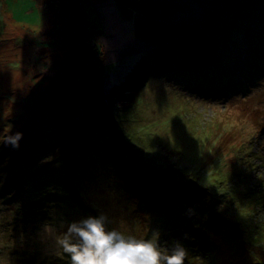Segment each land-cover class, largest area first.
Instances as JSON below:
<instances>
[{"label":"rangeland","instance_id":"374dc122","mask_svg":"<svg viewBox=\"0 0 264 264\" xmlns=\"http://www.w3.org/2000/svg\"><path fill=\"white\" fill-rule=\"evenodd\" d=\"M167 1L177 25L203 17L204 37L191 57L170 50L154 63L158 37L133 0H83L102 30L105 64L93 75L51 34L48 0H0V264H71L56 237L100 213L109 230L161 251L179 242L183 264H264V0L222 19L203 16L204 0ZM145 53L147 74L129 79ZM219 59L223 73L240 70L236 88L219 85ZM135 78L113 121H87L88 103L132 93Z\"/></svg>","mask_w":264,"mask_h":264},{"label":"trees","instance_id":"16d2710c","mask_svg":"<svg viewBox=\"0 0 264 264\" xmlns=\"http://www.w3.org/2000/svg\"><path fill=\"white\" fill-rule=\"evenodd\" d=\"M107 0H86V2H91L93 4H99L104 3ZM206 2L203 16H205L206 13H209L212 11L215 16L223 18V11L227 12V8L229 7L230 12L240 11L238 9V3L241 0H204ZM229 1L230 4H227L226 2ZM50 4V11H51V20H54V23L57 25L53 30L51 34L57 38H59L63 46L65 48V54L69 56L67 60L70 62H73V68L78 71L82 72L84 63H86V72L92 73L93 75H98V73L103 71V66L105 62V54L103 47L101 45V42L99 40V33H102V30H99L95 26H93L90 23V20L87 18V15L85 13V10L83 8V0H48ZM137 7L140 8V12H135V16L137 19L141 17V13L143 12L146 16L144 17L145 20L143 22H147L150 24L148 26L152 30H154V35L158 37V43H157V50L155 52H152L154 58H159L163 61L164 58H167L170 54V50L175 52L176 50H179L182 52L180 55H183V59L186 57H191V54H188L186 56V51L188 52L187 47L189 45H192L195 43L196 38L200 41L203 39V35H201L204 32V23H203V17L202 22L199 21L200 25L193 24L192 26H182L177 25L174 23L171 18V10L169 9V2L167 0H133ZM120 3V2H119ZM157 4V7L161 9V12H158L156 9L152 14L150 12H147V8L149 5ZM227 4V5H226ZM140 13V14H139ZM241 15V14H240ZM157 16L156 18H154ZM142 23V21H140ZM214 23V22H213ZM202 26V28H200ZM225 32L222 33L221 40H231L232 36H230V31H232V28H229L227 24H224ZM237 31V30H235ZM187 36L188 39H184V37ZM229 38V39H228ZM168 44V47L165 48L164 44ZM169 47H171L169 49ZM208 50H211L213 52V48H208ZM190 51V50H189ZM218 51V50H217ZM217 51H215V55L217 56ZM149 53V52H148ZM148 53H145L142 60L139 63L141 67L137 68V71L133 72V74H130L128 78H136L140 77L142 74H147V66L151 63L148 59H146V56H148ZM155 53V54H154ZM71 55V57H70ZM177 55V54H176ZM159 60V61H160ZM216 69L221 76L219 80V85L223 88H226L230 85L233 86L235 84V78L236 76H239L240 70H233L231 72L225 71L222 72V66L224 67V64L219 59L216 64ZM236 75V76H235ZM235 76V77H234ZM131 79V86H132V93H124V87H120L119 90H115L113 92V97L110 94L108 96L103 94V91L101 94L104 95L105 98L99 99L97 103H92L88 105L89 113L85 115L87 121L93 119H101L102 117H105V120L108 122L109 120L113 121V109L117 110L119 109V105L127 104L131 97L134 96L135 92L139 89L141 85L140 79ZM128 79V80H129ZM130 81V80H129ZM87 86V84H86ZM93 90V93L96 94V90L94 87H90ZM233 88H236L233 86ZM86 97L88 99H91L92 97H95V95L88 92L86 89ZM115 98H118V102L122 101L124 104L115 103ZM121 99V100H120ZM89 102V101H88ZM46 104H44V107ZM101 106L100 110L99 107ZM97 109V110H96ZM99 110V112H98ZM84 111H81V113L78 116L83 115ZM78 118V117H76ZM77 120V119H76ZM158 160L160 156H157ZM160 161V160H159ZM163 164V162H162ZM167 164V163H166ZM172 180L171 177H169V181ZM171 185H173L174 188L177 189V185L173 184L170 181ZM250 187V186H249ZM255 188V187H250ZM169 224H176L177 226H180L177 221H172V223ZM179 228V227H178Z\"/></svg>","mask_w":264,"mask_h":264},{"label":"clouds","instance_id":"9594fccd","mask_svg":"<svg viewBox=\"0 0 264 264\" xmlns=\"http://www.w3.org/2000/svg\"><path fill=\"white\" fill-rule=\"evenodd\" d=\"M20 135L17 133L9 142L16 146ZM109 222L104 213L73 221L56 237L57 248L70 256L71 264H183L186 251L179 242L161 251L152 240L126 236L115 228L109 230Z\"/></svg>","mask_w":264,"mask_h":264},{"label":"bare ground","instance_id":"6f19581e","mask_svg":"<svg viewBox=\"0 0 264 264\" xmlns=\"http://www.w3.org/2000/svg\"><path fill=\"white\" fill-rule=\"evenodd\" d=\"M123 71H125V70H123Z\"/></svg>","mask_w":264,"mask_h":264}]
</instances>
